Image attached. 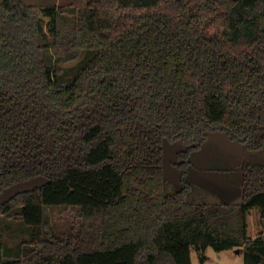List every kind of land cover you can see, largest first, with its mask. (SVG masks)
<instances>
[{
	"label": "trees",
	"instance_id": "1",
	"mask_svg": "<svg viewBox=\"0 0 264 264\" xmlns=\"http://www.w3.org/2000/svg\"><path fill=\"white\" fill-rule=\"evenodd\" d=\"M73 45L89 52L69 82L42 58L55 5L0 0V203L31 237L0 264H192L191 248H238L264 264V0H70ZM242 143L241 197L187 201L191 154L209 132ZM180 141V188L164 191L163 143ZM45 206L69 227L53 232Z\"/></svg>",
	"mask_w": 264,
	"mask_h": 264
},
{
	"label": "rangeland",
	"instance_id": "2",
	"mask_svg": "<svg viewBox=\"0 0 264 264\" xmlns=\"http://www.w3.org/2000/svg\"><path fill=\"white\" fill-rule=\"evenodd\" d=\"M33 6L55 5L54 32L48 30V18L44 19L46 46L42 50L43 60L55 68L59 80L69 82L78 66L88 57L89 52L79 50L73 45L75 37V16L70 0H19ZM36 10V8H35ZM212 134V135H211ZM216 134L210 137L199 150L191 154L193 162L188 168L187 179L191 189L186 196L187 201L195 203L236 202L240 196V169L246 158L242 143L233 140L228 145L225 141H215ZM184 148L180 141L163 143V175L164 191L172 193L180 188L179 169L176 165L178 150ZM191 161V162H192ZM201 166V167H200ZM238 193V194H237ZM44 219L47 227L56 233L66 231L68 220L60 206H45ZM247 235L255 236L264 231V218L257 206L252 207L246 214ZM31 237V228L21 220L0 215V243L8 255L17 253L20 242ZM238 248L215 250L207 246L200 251L191 248L192 264H243V252Z\"/></svg>",
	"mask_w": 264,
	"mask_h": 264
},
{
	"label": "water",
	"instance_id": "3",
	"mask_svg": "<svg viewBox=\"0 0 264 264\" xmlns=\"http://www.w3.org/2000/svg\"><path fill=\"white\" fill-rule=\"evenodd\" d=\"M47 180L46 176L39 175L15 182L0 192V203L7 201L19 191L32 189L38 185H42Z\"/></svg>",
	"mask_w": 264,
	"mask_h": 264
},
{
	"label": "crops",
	"instance_id": "4",
	"mask_svg": "<svg viewBox=\"0 0 264 264\" xmlns=\"http://www.w3.org/2000/svg\"><path fill=\"white\" fill-rule=\"evenodd\" d=\"M212 132H214V131H212ZM219 132V131H218ZM210 133L211 132H209V134H208V137H207V139H206V141L208 140V138L210 137ZM212 135V134H211ZM217 136L215 137V141L216 142H219V141H225L226 143H228V145L229 144H231L232 142L231 141H233V139H231L230 137H228L227 136V134H225L224 132H221L220 131V134H216ZM191 161H192V158H191ZM192 163L194 164V166H196V167H198L199 168V166H198V164H196V162H193L192 161ZM201 167V166H200ZM241 179H242V171H241V169H240V186H239V188H240V196H239V194H238V200L240 199V197H241Z\"/></svg>",
	"mask_w": 264,
	"mask_h": 264
},
{
	"label": "flooded vegetation",
	"instance_id": "5",
	"mask_svg": "<svg viewBox=\"0 0 264 264\" xmlns=\"http://www.w3.org/2000/svg\"><path fill=\"white\" fill-rule=\"evenodd\" d=\"M245 160V159H244ZM244 160L242 161V164L244 163ZM241 167H242V165H241Z\"/></svg>",
	"mask_w": 264,
	"mask_h": 264
}]
</instances>
